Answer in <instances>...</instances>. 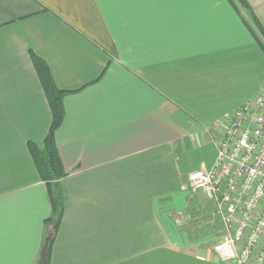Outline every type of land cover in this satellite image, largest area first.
Segmentation results:
<instances>
[{"label":"crops","instance_id":"0c3cea01","mask_svg":"<svg viewBox=\"0 0 264 264\" xmlns=\"http://www.w3.org/2000/svg\"><path fill=\"white\" fill-rule=\"evenodd\" d=\"M247 2L264 28V0ZM245 18L230 0H0V264L38 263L51 215L28 148L52 122L32 53L71 91L48 264H236L202 228L216 224L211 201L182 186L264 92Z\"/></svg>","mask_w":264,"mask_h":264},{"label":"built area","instance_id":"2783aa9c","mask_svg":"<svg viewBox=\"0 0 264 264\" xmlns=\"http://www.w3.org/2000/svg\"><path fill=\"white\" fill-rule=\"evenodd\" d=\"M182 189L201 191L213 204L220 259L264 264V92L233 112L214 164L192 171Z\"/></svg>","mask_w":264,"mask_h":264},{"label":"trees","instance_id":"16d2710c","mask_svg":"<svg viewBox=\"0 0 264 264\" xmlns=\"http://www.w3.org/2000/svg\"><path fill=\"white\" fill-rule=\"evenodd\" d=\"M230 1L240 14L244 13L247 26L264 51V28L247 0ZM31 56L39 72L52 112V122L45 137L43 147H39L32 141L28 142V148L36 164L40 178L46 185L51 205V215L45 220L47 230L45 243L49 240L47 251L49 261L52 243L64 215L65 203L61 180L67 175L57 147L55 133L65 117L64 97L71 91L60 89L55 84L49 67L41 57L35 53H32ZM36 264H40V262Z\"/></svg>","mask_w":264,"mask_h":264},{"label":"rangeland","instance_id":"374dc122","mask_svg":"<svg viewBox=\"0 0 264 264\" xmlns=\"http://www.w3.org/2000/svg\"><path fill=\"white\" fill-rule=\"evenodd\" d=\"M196 197H197V198H196L197 200H200V201H208L207 197H206V196L204 195V193H202L201 191H199V192L196 194ZM200 224H201V223H200ZM216 224H217V222H216ZM216 224H215V223H214V225L209 224V225H207V226L202 227L203 230L207 229L208 232H213V234H214V236H215L214 244L220 240V238H221V234H222V228H220L221 226L219 227V225H216ZM216 238H217V239H216ZM212 245H213V244H212Z\"/></svg>","mask_w":264,"mask_h":264},{"label":"water","instance_id":"95a60500","mask_svg":"<svg viewBox=\"0 0 264 264\" xmlns=\"http://www.w3.org/2000/svg\"><path fill=\"white\" fill-rule=\"evenodd\" d=\"M48 246H49V240L46 241L42 251H41V256H40V264H48Z\"/></svg>","mask_w":264,"mask_h":264}]
</instances>
